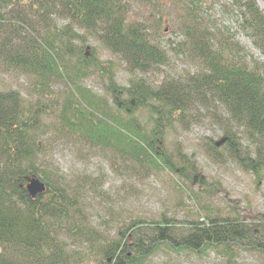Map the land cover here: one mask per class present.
<instances>
[{
  "label": "trees",
  "instance_id": "16d2710c",
  "mask_svg": "<svg viewBox=\"0 0 264 264\" xmlns=\"http://www.w3.org/2000/svg\"><path fill=\"white\" fill-rule=\"evenodd\" d=\"M233 7L239 28L264 55V12L255 0H233ZM127 14L123 0H0V64L32 76L39 96L27 102L17 90L0 89V264H76L68 241L91 243L96 236L79 200L80 186H94L95 180L82 177L69 185L45 170L44 135L72 138L145 171L166 169L191 182L194 162L181 154L176 164L161 141L196 108L218 103L250 149L227 128L207 153L213 157L222 146L242 170L264 180V64L248 63L235 35L214 38L190 26L175 51L185 44L202 69L153 86L136 73L164 66L167 54L142 23H128ZM87 34L124 61L131 75L126 86L116 83L113 62L97 57ZM93 72L104 80L105 95L83 84ZM60 80L65 92L53 97L52 86ZM141 111L148 114V128ZM33 176L45 191L31 197L26 185ZM162 247L202 255L214 250L229 259L243 251L264 260V218L248 222L207 214L182 226L172 218L133 219L97 246L96 264H145Z\"/></svg>",
  "mask_w": 264,
  "mask_h": 264
},
{
  "label": "rangeland",
  "instance_id": "374dc122",
  "mask_svg": "<svg viewBox=\"0 0 264 264\" xmlns=\"http://www.w3.org/2000/svg\"><path fill=\"white\" fill-rule=\"evenodd\" d=\"M127 4L129 22L138 21L146 27L151 40L167 54V63L136 77L157 86L163 79L181 80L202 69V65L183 44L185 31L190 26L205 28L214 38L221 34L235 35V39L247 52L251 65L264 64V55L239 28L238 11L233 0H123ZM264 12V0H255ZM60 25L63 21L60 20ZM82 33L81 30H77ZM88 35V44L96 50L102 61H112L115 81L126 86L131 75L124 61L107 50L97 39ZM264 75V73H263ZM34 78L0 64V89H14L27 102L39 96L33 91ZM83 84L98 94L105 95V82L93 72ZM66 82L58 81L52 86L53 97L65 92ZM45 100V99H44ZM196 108L185 120L169 128L161 148L172 155L176 164L181 154L194 162L192 181L166 169L145 171L102 148L90 147L72 138L44 135L40 140L46 145L45 170L57 174L64 182L74 185L78 178L95 180L83 183L80 203L87 224L95 231L93 242L85 238L70 239L69 249L76 253V264H96L101 243L115 238L117 230L133 219L145 221L172 218L178 226L201 219L207 214L222 217L240 216L254 222L264 218V180L244 171L230 160L222 146L219 154L211 157L207 148L220 142L224 129H233L246 149L250 143L239 127L228 124L225 111L218 103ZM139 119L147 128L148 114L139 112ZM52 115L45 122L51 128ZM226 122V123H225ZM51 123V124H50ZM78 186V187H79ZM262 257L249 252H236L231 259L210 250L205 254L194 252L175 253L162 247L145 264H263Z\"/></svg>",
  "mask_w": 264,
  "mask_h": 264
},
{
  "label": "water",
  "instance_id": "95a60500",
  "mask_svg": "<svg viewBox=\"0 0 264 264\" xmlns=\"http://www.w3.org/2000/svg\"><path fill=\"white\" fill-rule=\"evenodd\" d=\"M26 190L31 197H34L38 193L45 191V185L36 176L29 178Z\"/></svg>",
  "mask_w": 264,
  "mask_h": 264
}]
</instances>
